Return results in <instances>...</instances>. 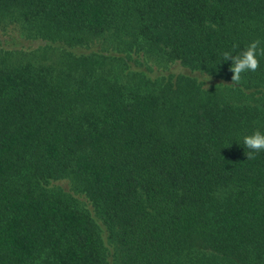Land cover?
I'll use <instances>...</instances> for the list:
<instances>
[{
  "label": "trees",
  "instance_id": "obj_1",
  "mask_svg": "<svg viewBox=\"0 0 264 264\" xmlns=\"http://www.w3.org/2000/svg\"><path fill=\"white\" fill-rule=\"evenodd\" d=\"M257 39L264 0H0V264H264Z\"/></svg>",
  "mask_w": 264,
  "mask_h": 264
},
{
  "label": "clouds",
  "instance_id": "obj_2",
  "mask_svg": "<svg viewBox=\"0 0 264 264\" xmlns=\"http://www.w3.org/2000/svg\"><path fill=\"white\" fill-rule=\"evenodd\" d=\"M236 47V45H233V48ZM258 55L264 56V46H262L259 39L251 41L244 50L235 55L228 51L221 54L222 61H231V67L229 68V71L233 74L231 84H238L243 73L255 72L259 68ZM242 143L248 149L245 152L247 160L255 159L256 154L264 152V131L256 129L251 134L244 135Z\"/></svg>",
  "mask_w": 264,
  "mask_h": 264
}]
</instances>
